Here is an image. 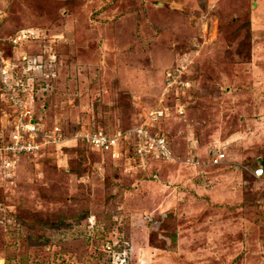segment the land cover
Wrapping results in <instances>:
<instances>
[{"label":"rangeland","instance_id":"rangeland-1","mask_svg":"<svg viewBox=\"0 0 264 264\" xmlns=\"http://www.w3.org/2000/svg\"><path fill=\"white\" fill-rule=\"evenodd\" d=\"M0 13L3 37L31 31L0 47V264H264V0H0ZM30 80L51 137L3 177L10 95ZM139 126L169 138L173 162L137 157L130 134L114 156L73 138ZM197 143L224 167H185L190 152L211 160Z\"/></svg>","mask_w":264,"mask_h":264},{"label":"built area","instance_id":"built-area-1","mask_svg":"<svg viewBox=\"0 0 264 264\" xmlns=\"http://www.w3.org/2000/svg\"><path fill=\"white\" fill-rule=\"evenodd\" d=\"M0 13V17H1ZM1 21V18H0ZM31 31H21L16 33L14 36L11 37H3L0 33V47L1 41L8 40L14 49L17 48L23 40L29 37ZM3 49L0 48V58H3L2 51ZM22 60L24 62L27 61V57L23 56ZM1 62V61H0ZM34 65L37 69H42L43 67V59L38 60H29L27 68H30V65ZM17 66V65H15ZM24 68V67H22ZM46 68V67H45ZM8 71L7 67L2 68L1 72L3 74V82L5 84V91L7 93H12L15 91V88L10 91L12 88L8 85V76L6 72ZM45 71L44 69L42 72ZM18 71L16 72L17 75ZM18 92L13 93L10 95L11 101H13V126L11 128L13 130L10 131L9 135V144L7 147L3 149L8 156H6V160H4L5 164L8 166L6 167L3 177L8 175L7 169L13 164L16 163L17 159L20 156H27L31 157V154H35V152L45 144V140L50 138L47 134H43L41 131L39 118L36 116L35 112V104L34 100L37 97L38 89H36L37 83H34L33 80H30L27 83V87L17 84ZM22 88V92L20 91ZM10 113V114H11ZM10 116V115H9ZM130 134V135H129ZM128 135L137 136V146H135L136 152L141 157H148V156H155L157 158H161L166 161H170L174 159L173 151L167 142V140L161 136L158 132L152 131L148 128H144V126H139L138 128H134L128 131H121L117 130L113 134L108 133L103 128H99L93 131H84L83 133L78 132L73 135V138L79 139L80 142L89 145L93 150L97 152H112L113 156L115 155V151L121 146L122 140H127ZM43 141V142H40ZM57 139H53L55 142ZM225 153L221 150L217 152H212L211 155V163L219 164L222 163L225 158ZM11 159V160H10ZM188 162H195L194 157L188 159ZM14 168V165L13 167ZM11 172V168H10ZM2 174V173H1ZM253 174L257 178H261L264 176V169L262 167H258L253 171Z\"/></svg>","mask_w":264,"mask_h":264},{"label":"crops","instance_id":"crops-1","mask_svg":"<svg viewBox=\"0 0 264 264\" xmlns=\"http://www.w3.org/2000/svg\"><path fill=\"white\" fill-rule=\"evenodd\" d=\"M263 76H264V73H263ZM264 117V116H263ZM227 140H229V141H231L230 139H226V140H223V141H220V143H226V142H228ZM233 141V140H232ZM193 144V145H192ZM192 144H189V146L192 148V147H195V143H192ZM238 145V144H237ZM196 146H198V148H199V151L200 152H202L203 150H205L206 149V158H208V156L210 155V153H211V151L209 150V154H207V145H206V143H197L196 144ZM202 146V147H201ZM218 150H220V148L218 149ZM197 155V154H196ZM227 155V154H226ZM198 156V155H197ZM199 157V159L200 158H203V157H200V156H198ZM227 160V159H226ZM177 161H179V160H177ZM182 161V160H181ZM263 161H264V158H263ZM161 162H164V163H167V162H173V161H161ZM200 162H201V159H200ZM204 162H207V161H204ZM225 162H227V161H225ZM259 162V163H258ZM182 164H184L185 165V167H193V168H198L199 169V172H200V174L202 175V174H206L207 173V169H210V168H219V166L221 165V168H223L224 166H223V164L222 163H220V164H217V165H213V164H209V166H206V167H203L202 168V166L201 165H196V164H193V163H190V162H187L186 160H184L183 162H181ZM261 161H260V158H258L257 160H256V165H254L255 167H252V171H254L256 168H258V167H262L261 165ZM257 166V167H256ZM247 168H248V166H247ZM248 169H250V168H248ZM203 172V173H202ZM195 174H196V171H195ZM205 176V175H204ZM191 190H196V189H191ZM204 190L205 191H207V190H212V192L214 191V193H216L215 195H214V197H216L215 198V200H218V193H219V191H220V189H216V188H212V187H210V186H207L206 188H204ZM197 192V191H196ZM218 202H220V200H218ZM221 202H223V200H221ZM188 209H190V208H188Z\"/></svg>","mask_w":264,"mask_h":264},{"label":"clouds","instance_id":"clouds-1","mask_svg":"<svg viewBox=\"0 0 264 264\" xmlns=\"http://www.w3.org/2000/svg\"><path fill=\"white\" fill-rule=\"evenodd\" d=\"M38 117V116H37ZM39 118V117H38ZM40 120V119H39ZM152 131H155V130H152ZM155 132H157V131H155ZM159 133V132H158ZM160 134V133H159ZM161 135V134H160ZM165 137V136H164ZM166 140H167V142L169 143V138L167 137L166 138ZM170 145V144H169ZM171 147V146H170ZM171 149H172V147H171ZM212 152H215V151H211V153H210V155H212ZM134 153L137 155V157H138V154H137V152H136V149H134ZM174 156H175V153H174ZM187 156H189V157H187V159H186V161L188 162V159H191L193 156H194V153H188L187 154ZM148 157H152V158H156V159H159L160 161H166V160H163V159H161V158H157V157H155V156H153V155H151V156H148ZM147 158V157H146ZM177 159V158H176ZM194 159H195V161H198L199 163H195V162H190V163H193V164H196V165H201L202 167H206V166H209V164L211 163V160L209 161V162H203V161H201L200 162V159H199V157L195 154V156H194ZM174 159H172V160H170V161H173ZM224 161H226V159L224 158V160H223V162ZM222 162V163H223ZM211 164H213V163H211ZM220 164V163H219ZM213 165H217V164H213Z\"/></svg>","mask_w":264,"mask_h":264},{"label":"trees","instance_id":"trees-1","mask_svg":"<svg viewBox=\"0 0 264 264\" xmlns=\"http://www.w3.org/2000/svg\"><path fill=\"white\" fill-rule=\"evenodd\" d=\"M24 157H25V156H22V158H24ZM32 229H33V228H32V226H31V230H32ZM32 233H33V232H31L30 234H32ZM30 237H31V236H30ZM31 238H33V237H31ZM32 242H34L33 244H35V243H37V244H38L39 242L41 243V241H37V242H35V241H32ZM33 244H32V245H33Z\"/></svg>","mask_w":264,"mask_h":264}]
</instances>
